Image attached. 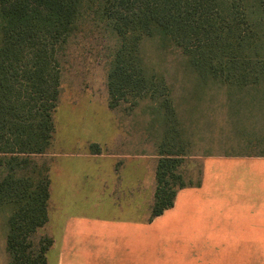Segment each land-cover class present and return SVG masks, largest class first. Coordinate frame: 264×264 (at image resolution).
Instances as JSON below:
<instances>
[{"label": "trees", "instance_id": "obj_1", "mask_svg": "<svg viewBox=\"0 0 264 264\" xmlns=\"http://www.w3.org/2000/svg\"><path fill=\"white\" fill-rule=\"evenodd\" d=\"M80 34L106 40L110 107L152 100L166 140L184 132L182 114L209 120L204 94L220 90V127L240 129L242 142L264 147V0H0V208L12 207L8 264H46L52 239L36 237L47 221L44 154L54 131L60 59ZM168 54L181 58L170 72L161 58ZM177 74L179 97L172 92ZM189 122L191 130L199 124ZM177 140L158 153L151 217L173 206L178 189L200 183L201 171L196 183L182 182L177 168L187 143Z\"/></svg>", "mask_w": 264, "mask_h": 264}, {"label": "crops", "instance_id": "obj_2", "mask_svg": "<svg viewBox=\"0 0 264 264\" xmlns=\"http://www.w3.org/2000/svg\"><path fill=\"white\" fill-rule=\"evenodd\" d=\"M54 136L55 120L44 154L49 177L44 234L52 239L46 264L59 239L55 264H264V154L203 156L200 183L178 189L173 206L151 217L159 156L113 153L101 141L87 140L88 151L76 156L99 162L88 171L99 176L94 215H74L57 238L47 233L54 206ZM102 158L117 161L104 170ZM125 159L139 162V168L126 170ZM11 211L10 205L0 208L5 247ZM1 262L8 264L5 254Z\"/></svg>", "mask_w": 264, "mask_h": 264}, {"label": "rangeland", "instance_id": "obj_3", "mask_svg": "<svg viewBox=\"0 0 264 264\" xmlns=\"http://www.w3.org/2000/svg\"><path fill=\"white\" fill-rule=\"evenodd\" d=\"M106 40H100L91 35H79L76 39L66 44L60 59L61 86L58 105L54 113L55 136L53 152V209H50V221L47 233L58 238L63 231L66 221L71 217L82 216L92 218L94 215V202L97 190L98 177H94L89 170L98 168V159H90L76 156L78 152L88 149L83 147L85 141H101L106 151L124 155L131 154H157L165 147L166 142L174 144L175 139L184 140L186 145L185 155L177 168L181 174V180L185 184H194L199 178L202 166V158L206 155H227L233 153L254 152L264 147H252L242 142L240 129L237 132L230 127H220L223 116V106L220 105L223 92L209 90L204 94V107L208 115L206 118L194 116L187 117L182 114V123L185 128L180 136L173 135L165 140L164 129L159 120L160 115L156 111V105L152 100L142 98L135 105L129 101L121 100L115 107L108 104V90L106 88V58L104 44ZM148 43H146V47ZM147 49V48H146ZM148 50V49H147ZM163 67L179 65L181 58L174 54L161 57ZM161 58L155 59L157 62ZM176 88L173 93L181 96L178 87L181 75H175ZM174 75H168L173 79ZM210 97L215 98L212 102ZM214 106V109H212ZM196 119L197 128L190 129V119ZM239 140V141H238ZM164 144V145H163ZM171 145V144H170ZM172 146V145H171ZM164 147V148H165ZM173 149L174 146H172ZM166 149V148H165ZM71 153V154H69ZM40 162L43 158L38 157ZM102 168L110 170L111 161L117 158H102ZM126 170L133 167L138 169L140 164L133 159H125ZM106 169H105V167ZM109 174V173H108ZM138 175V174H137ZM108 179L114 178L107 176ZM135 178V177H134ZM98 192V191H97ZM45 225L40 231L45 232ZM60 239L56 241V247L49 252V264L56 263L57 247H60ZM5 254L8 253L5 241L0 231V264Z\"/></svg>", "mask_w": 264, "mask_h": 264}]
</instances>
